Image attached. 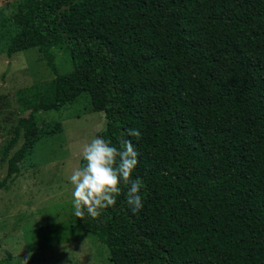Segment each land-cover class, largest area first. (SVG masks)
<instances>
[{
    "label": "trees",
    "instance_id": "trees-1",
    "mask_svg": "<svg viewBox=\"0 0 264 264\" xmlns=\"http://www.w3.org/2000/svg\"><path fill=\"white\" fill-rule=\"evenodd\" d=\"M0 1L2 50L37 49L55 74L22 90L0 191L63 129L38 114L86 101L107 120L98 137L132 141L142 180L136 214L121 184L115 206L78 218L106 264H264V0Z\"/></svg>",
    "mask_w": 264,
    "mask_h": 264
},
{
    "label": "rangeland",
    "instance_id": "rangeland-1",
    "mask_svg": "<svg viewBox=\"0 0 264 264\" xmlns=\"http://www.w3.org/2000/svg\"><path fill=\"white\" fill-rule=\"evenodd\" d=\"M3 47L0 44V151L18 121L30 113L22 105V90L55 79L37 49L9 58ZM56 63L60 73L67 71L61 54ZM84 103L88 109L38 114L43 130L58 124L63 129L40 139L21 163V174L10 189L0 191V264H25V259L28 264H106V246L79 228L68 179L81 166L82 146L107 125L104 113L91 112ZM6 169L7 163L0 162V180Z\"/></svg>",
    "mask_w": 264,
    "mask_h": 264
},
{
    "label": "clouds",
    "instance_id": "clouds-1",
    "mask_svg": "<svg viewBox=\"0 0 264 264\" xmlns=\"http://www.w3.org/2000/svg\"><path fill=\"white\" fill-rule=\"evenodd\" d=\"M138 129H128L122 136L139 139ZM83 166L76 167L68 177L73 186L74 215L80 219L89 216L93 219L101 215V210L115 206L122 189L127 185L126 203L129 210L136 214L143 208L140 195L142 180L133 178L138 165V153L130 139H121L119 148L110 140L95 137L80 149ZM29 253V259L31 258ZM28 264V260H24Z\"/></svg>",
    "mask_w": 264,
    "mask_h": 264
}]
</instances>
